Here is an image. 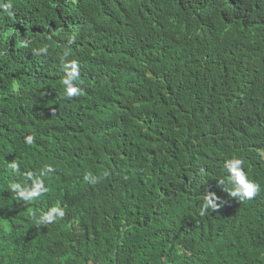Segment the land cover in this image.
<instances>
[{
  "label": "trees",
  "instance_id": "obj_1",
  "mask_svg": "<svg viewBox=\"0 0 264 264\" xmlns=\"http://www.w3.org/2000/svg\"><path fill=\"white\" fill-rule=\"evenodd\" d=\"M3 4L0 237L25 247V264H208L211 236L221 264H264V0ZM92 55L122 62L132 79L110 101L109 138L90 130V105L65 95L64 66ZM51 64L57 76L40 79ZM47 120L83 144L80 177H64L70 190L44 166ZM235 159L258 186L252 199L231 195L225 164ZM12 161L30 164L15 178ZM18 183L61 190L66 202L76 192L68 215L31 224ZM209 194L218 207L201 215Z\"/></svg>",
  "mask_w": 264,
  "mask_h": 264
},
{
  "label": "clouds",
  "instance_id": "obj_2",
  "mask_svg": "<svg viewBox=\"0 0 264 264\" xmlns=\"http://www.w3.org/2000/svg\"><path fill=\"white\" fill-rule=\"evenodd\" d=\"M0 9L11 15L10 4L0 5ZM147 18L148 16L136 20L133 25L141 29ZM37 35L38 31H34V38ZM112 53L113 50L110 48L108 56H111ZM136 61L134 58L132 63ZM41 66L44 68V63ZM64 67L65 77L63 84L65 85V95L69 98H78L85 107L90 105L89 108L93 110V119L89 126L90 130L109 138L114 123L107 112L111 107L110 101L115 95L125 89H130L132 79L128 68L118 60L103 59L94 55L91 56L90 61L86 64L72 61ZM60 69L59 66L51 64L47 69L48 75L46 77L39 75L40 79L56 77ZM30 71L38 72L36 67H31ZM36 72L35 74L37 75ZM58 96H56V99ZM51 124L52 122L47 120L40 133L41 148L48 154V159L45 161L44 166L55 175L57 183L61 188L70 190L72 187H75V184H67L64 182V177H80L84 166L82 156L83 144L80 142V146H76V144L71 142L72 136L80 137L75 131L65 130L59 125L58 128H55ZM28 131V127L26 126L18 135H22ZM26 142L32 143V137H27ZM74 146L75 149L71 151ZM9 152L10 143L7 146L6 153L0 158V167L6 170L8 169ZM29 164L12 161V168L16 172L14 177L16 178L21 175ZM241 164L242 161L239 159L229 160L225 164L235 185V190L231 192V195L241 199H252L257 195L259 189L256 184L246 178ZM25 180L24 178L21 182ZM18 185L19 187L17 186L16 190L18 192L17 200L26 207L25 217L30 220L31 224L37 221H40V223H52L54 220L58 221L60 217L64 218V216L68 215L76 194L75 192L74 195L69 196V201L66 202V193L61 190H54L44 196L47 192V187L34 186L33 184L21 185L20 183ZM217 199L214 194H209L204 204V210L200 214L204 215L205 209H216L218 205L213 201ZM17 203L10 204L14 207ZM192 233H195V231H192ZM208 246V264H221L219 262L222 259L220 242L211 236ZM24 251L25 247L19 243L0 237V264H25Z\"/></svg>",
  "mask_w": 264,
  "mask_h": 264
}]
</instances>
